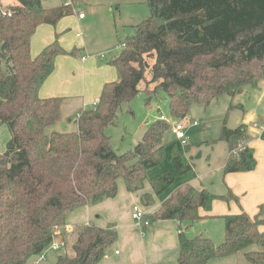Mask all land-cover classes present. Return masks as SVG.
<instances>
[{"label": "trees", "instance_id": "obj_1", "mask_svg": "<svg viewBox=\"0 0 264 264\" xmlns=\"http://www.w3.org/2000/svg\"><path fill=\"white\" fill-rule=\"evenodd\" d=\"M8 15H0V124L9 140L0 154V264H26L60 239L69 252L54 264H98L114 247L118 233L111 226H79L65 234L73 211L97 205L117 195L122 180L129 193L142 191L147 172L164 159L165 120L153 122L136 146L117 154L105 128L113 125L121 105L139 92L150 70L151 94L163 92L170 115L185 119L195 105L207 106L220 95L241 93L264 80V0H146L150 17L140 22L110 64L117 81L103 86L95 108L76 118L77 131H49L61 119V98H40L39 90L52 74L58 56L67 53L57 41L31 57L30 40L39 25H55L68 16L69 6H43L42 0H15ZM73 3V2H72ZM153 58L149 65L145 58ZM147 85V86H148ZM219 141L228 156L223 174L256 168L254 152L246 145V126L222 124ZM240 149V151H239ZM173 171L150 182L152 194L140 197L151 207L176 176L190 171L180 157ZM216 199L238 202L236 196H216L184 184L145 216L157 221L193 224L206 218ZM206 215H200V211ZM223 240L215 244L203 236L187 238L179 225L177 264H208L211 259L242 253L249 264H264V203L250 217H217ZM62 229L63 233L57 232ZM258 246V249L251 247Z\"/></svg>", "mask_w": 264, "mask_h": 264}, {"label": "rangeland", "instance_id": "obj_2", "mask_svg": "<svg viewBox=\"0 0 264 264\" xmlns=\"http://www.w3.org/2000/svg\"><path fill=\"white\" fill-rule=\"evenodd\" d=\"M70 1L80 11L79 14L83 13L84 17L86 16V21L81 23L80 31L92 45V53H89L93 57L104 55L105 59L101 61L105 65L118 56L122 49L121 44L134 35L136 26L150 17L146 0H43V5L49 7ZM11 3L12 0H0V13L8 10ZM66 21L68 27L65 29V34L72 30L70 35L74 37L79 29L74 27L70 16L66 17ZM145 60L152 65L153 58L146 57ZM150 81L151 73L149 69H146L144 79L138 85L137 95L130 102L121 105L115 123L105 128L104 133L110 138L113 151L123 154L133 149L142 139L146 129L163 116L166 123L170 125L164 137V142L167 144L165 155L157 167L148 171L147 180L150 181L166 173L171 169L172 157L179 156L185 163H194L193 170L188 174L193 187L197 188L201 185L213 195L227 196L229 190L225 181L226 175L223 174V163L228 156V147L225 142L218 140L220 129L223 123L230 129L244 125L248 134L247 145L255 139H259L257 143L264 142L261 140L260 130L252 128L253 124L259 127L264 125V80L260 81L257 87L245 86L241 93L232 96L229 93L220 95L207 106L195 104L181 121H177L170 115L168 98L163 92L151 94L146 101L147 95L144 92L146 87L153 89L155 86V84L148 85ZM73 120H71L72 123H74ZM176 123L184 124V138L181 140H177L171 131V126ZM8 140V130L6 126L0 124V154L4 152ZM262 153L264 156V148ZM120 190H123L122 180L118 181L117 193ZM119 201L123 202L122 212H126L127 200L121 196ZM234 202L216 199L210 211L213 209L218 211L222 208L227 213L233 208ZM135 205L139 206V204ZM148 213L150 215L152 211ZM128 223L135 225L131 217L125 224ZM182 229L187 238L203 236L213 240L215 244H220L224 236L221 219H202L193 224L182 223ZM113 248L118 250L116 244ZM258 248L253 246L250 250ZM66 252H69V248L62 247L60 250L48 248L42 253V260L39 261L38 256L37 260H35L36 257H32L26 264L32 259L35 264H54L57 258ZM208 264L249 263L242 253H237L224 258L211 259Z\"/></svg>", "mask_w": 264, "mask_h": 264}, {"label": "crops", "instance_id": "obj_3", "mask_svg": "<svg viewBox=\"0 0 264 264\" xmlns=\"http://www.w3.org/2000/svg\"><path fill=\"white\" fill-rule=\"evenodd\" d=\"M15 3L16 1L12 0L11 5ZM11 5H9V7ZM61 5H68L70 7V14L60 19L53 26L46 24L39 25L30 40V54L31 57H36L46 46L55 41H57L60 47L67 53L71 51L75 52L73 56L61 55L56 58L52 74L47 78L39 90L40 98L62 99L60 109L61 119L49 131L69 133L77 131V116L83 110L91 108L92 103L99 99L103 86L106 83L117 81V72L110 64L111 60L107 65L101 61L105 59L104 55L93 57L89 53H92V45L89 43V39L87 40V38L82 36L80 31L81 23L86 21V16L84 18H79L80 11L75 8V4L71 1L63 2L55 6ZM2 13L3 12H1L0 15ZM69 16L74 22V27L79 29L74 37L70 35L72 34V30L65 34V29L68 27L66 17ZM71 25L72 22L70 23V26ZM71 120H73L74 123H72ZM66 121H68V123H66ZM260 134L261 140L264 141V132ZM258 140L259 139H255L254 141L251 140L248 145L246 144L254 152V158L257 162L256 168L251 172L226 174L225 177L227 189L229 190L228 192L234 194L238 202H234L233 208L227 213H225L222 208L218 211L213 209V211H210L207 215L213 216L214 218L206 219H219L217 217L225 214H237L241 210L245 211L250 217H253L257 212V207L264 203V156L262 155L264 142H258L261 143L259 145L257 143ZM183 163L191 166L190 171L182 176H176L173 184L162 195L154 197V204L151 207H143L140 202V197L144 193L152 194L150 182L160 176L150 181L146 180L148 184L145 182L146 184L142 191L129 193L125 190L123 184L124 191L120 190L113 199L75 210L67 219L65 229L67 228L66 230L68 232L65 231V234H69L76 227L84 225H92L99 228L113 226L118 232V239L115 243L118 250L113 248L98 264H177L178 229L179 225L182 227V224L171 220L157 221L147 227L138 228L134 224L125 223L130 217L132 218L133 207L136 206L135 204H139V207L146 211L148 215L150 210L152 212L157 210L161 202L168 198L170 194L181 185L189 184L192 185V187L194 186L191 178L188 177V174L193 170L194 163ZM172 171L173 168L171 164V169L166 173ZM195 189L201 190L204 188L200 185ZM121 196L127 200L125 204L127 207L126 212H122L121 206L123 202L121 203L119 201ZM200 215L203 216L206 215V213L201 210ZM262 227L263 226L259 227V231L264 233ZM63 232L64 230L58 231L57 233L61 234ZM55 241H60V239H55ZM33 260L34 259L27 264H35ZM35 260H37V257Z\"/></svg>", "mask_w": 264, "mask_h": 264}, {"label": "built area", "instance_id": "obj_4", "mask_svg": "<svg viewBox=\"0 0 264 264\" xmlns=\"http://www.w3.org/2000/svg\"><path fill=\"white\" fill-rule=\"evenodd\" d=\"M2 14L3 15H8L9 13H8V11H5ZM79 18H84L83 13L79 14ZM122 47H124L123 43L121 44V48ZM101 57H103V56H101ZM96 105H97V101L92 103L91 107L95 108ZM77 118H78V116H77ZM160 119L164 120V117L161 116ZM183 128H184V124H180V123H176L175 125L171 126V131H172V133L175 135V137L177 139H183L184 138ZM253 128H258L261 133L264 132V125L258 127L257 124H254ZM239 151H240V149H239ZM146 215H147L146 211L142 210L141 207H139V206H134L133 207L132 219L135 221V225L137 227H147V226H149L148 221L145 220V216ZM66 229H65V231H67ZM63 246H64L63 242L54 240L53 243L51 244L50 248L54 249V250H60ZM42 259H43V255L39 256L38 260L40 261Z\"/></svg>", "mask_w": 264, "mask_h": 264}, {"label": "water", "instance_id": "obj_5", "mask_svg": "<svg viewBox=\"0 0 264 264\" xmlns=\"http://www.w3.org/2000/svg\"><path fill=\"white\" fill-rule=\"evenodd\" d=\"M229 94H230V95H233V93H232V92H229Z\"/></svg>", "mask_w": 264, "mask_h": 264}]
</instances>
